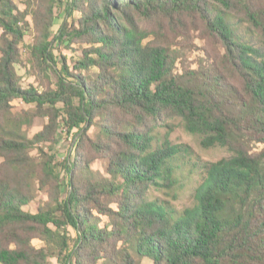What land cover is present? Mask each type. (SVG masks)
I'll use <instances>...</instances> for the list:
<instances>
[{
	"label": "trees",
	"instance_id": "1",
	"mask_svg": "<svg viewBox=\"0 0 264 264\" xmlns=\"http://www.w3.org/2000/svg\"><path fill=\"white\" fill-rule=\"evenodd\" d=\"M22 1L0 0V264H264V0H67L53 38L58 1ZM26 36L38 88L14 69ZM56 43L80 56L69 66ZM35 116L47 122L28 137ZM171 119L229 153L182 210L149 199L175 185L180 149L153 133ZM36 192L47 200L25 211Z\"/></svg>",
	"mask_w": 264,
	"mask_h": 264
},
{
	"label": "rangeland",
	"instance_id": "2",
	"mask_svg": "<svg viewBox=\"0 0 264 264\" xmlns=\"http://www.w3.org/2000/svg\"><path fill=\"white\" fill-rule=\"evenodd\" d=\"M20 11L25 10V1L22 0H13ZM56 7L53 11V25L50 29L51 38H53L65 19V7L67 0H57ZM60 1V2H59ZM32 2L31 4H33ZM35 7V4H34ZM27 20L30 23L31 27L33 26V20L30 15H28ZM237 32L239 35L245 37L246 40L251 42L254 45L256 40L254 37H251L246 34L244 25L236 26ZM1 33V31H0ZM31 37L26 36L24 47L21 48L20 63L14 65L15 72L20 80V85L23 88L28 87L29 85L34 87H40L46 85V82L42 77H37L36 70H34L29 62V55L27 48L31 43ZM257 47V46H256ZM53 54L57 59L61 57H66L67 64L72 65L73 61L80 56V50L78 46H68L67 44L56 43L52 47ZM196 59L195 54L187 53L184 58L176 64L177 71L181 72L187 68H190L194 65ZM12 112L14 114H20L22 111H29L33 109V106H27L20 101H15L12 104ZM47 120L35 116L31 118L27 127L23 128L28 137H31L35 133L39 132L42 127L46 124ZM96 129L91 127L89 129L88 135L92 139L96 136ZM157 139H163L167 136L168 141L171 145L177 146L180 149V154L173 161L172 166L174 168V178L175 185L172 191L167 189H152L149 192V199H159L162 201H168L171 205L177 209L182 210L186 207L193 205V191L194 189L202 182L205 167L206 165L216 162L222 158L229 157V153L219 147L203 149L200 146V138L188 134L180 120L171 119L166 120L159 124L153 131ZM72 135H67L64 130H59V140L55 146L56 157L59 161H63L68 157L69 153L72 150ZM35 151L32 152L35 155ZM94 171L102 173L99 162L92 164ZM59 170V169H58ZM60 179L63 181V195L64 198L68 190L67 175L59 170ZM47 200L46 195L43 192H36L34 200L26 207L25 211L35 213L36 210ZM72 236L74 232L70 230ZM33 245L36 247L41 246L39 241H34ZM143 264H150L149 261L143 260ZM51 264H57L56 261L52 260Z\"/></svg>",
	"mask_w": 264,
	"mask_h": 264
}]
</instances>
